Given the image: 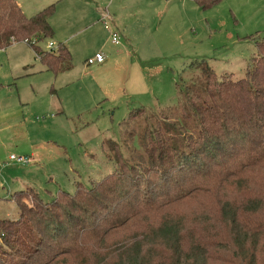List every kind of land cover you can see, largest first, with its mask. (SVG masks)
<instances>
[{
	"label": "trees",
	"instance_id": "trees-1",
	"mask_svg": "<svg viewBox=\"0 0 264 264\" xmlns=\"http://www.w3.org/2000/svg\"><path fill=\"white\" fill-rule=\"evenodd\" d=\"M191 1L205 10L221 0ZM53 11L25 17L0 0V50L23 43L52 76L69 70L65 45L38 46L53 36ZM255 47L241 79L189 63L202 83L178 90L179 118L147 122L139 151L117 155L90 186L75 182L48 201L12 192L17 217L0 219V264H264V39ZM188 203L195 210L178 215Z\"/></svg>",
	"mask_w": 264,
	"mask_h": 264
},
{
	"label": "rangeland",
	"instance_id": "rangeland-1",
	"mask_svg": "<svg viewBox=\"0 0 264 264\" xmlns=\"http://www.w3.org/2000/svg\"><path fill=\"white\" fill-rule=\"evenodd\" d=\"M17 1L27 17L53 6L49 24L66 37L72 66L52 77L23 43L0 50V114L19 111L0 126V219L17 217L15 204L5 201L12 192L28 187L48 201L58 190L72 193L75 182L88 187L111 173L117 155L139 151L147 122L179 118V89H200L189 63L206 61L216 76L241 79L257 55L255 41L264 39V0H221L205 10L191 0ZM73 7L85 8L94 25L84 29L87 19L74 16ZM76 19L77 37L67 43L65 25ZM49 43L56 52L53 36L39 49ZM95 55L104 64L86 66ZM9 155L31 164L16 165ZM193 205L177 214L189 216Z\"/></svg>",
	"mask_w": 264,
	"mask_h": 264
},
{
	"label": "crops",
	"instance_id": "crops-1",
	"mask_svg": "<svg viewBox=\"0 0 264 264\" xmlns=\"http://www.w3.org/2000/svg\"><path fill=\"white\" fill-rule=\"evenodd\" d=\"M15 2L17 3V5H18V7L20 8V10H21V12L25 15V17H27L26 16V14L24 13V11L22 10V7H21V5H20V3L17 1V0H15ZM72 10H73V13H74V16L76 15H79V16H81L83 19H87V21L85 22V27H84V29H86V28H89V27H91V26H93L92 24H89L88 23V19H90V16H86V10H85V8H78V7H73L72 8ZM32 15H30V16H28V17H31ZM67 22V21H66ZM53 24V26H58V25H54V23H52ZM78 24H80V23H78L77 22V19L76 20H74L72 23H68L67 25H65V33H68L69 32V34L67 35L70 39H67V43L71 40V39H74V38H76L77 37V25ZM53 29H54V27H52ZM74 28V31H73V33H71L70 32V30L71 29H73ZM57 29H59V28H57L56 27V31H55V29H54V33H53V38H54V40H55V42L56 43H60V44H63V45H65V43H66V37H64V36H62V32H58V30ZM65 47H66V45H65ZM68 50V49H67ZM68 52H70V51H68ZM70 54V53H69ZM33 58H34V60L35 61H38L37 59H36V57L33 55ZM104 61H105V59H103V61H102V63H100V64H92L91 66H93L94 68H98V67H100V66H102L103 64H104ZM39 63V62H38ZM86 65V64H85ZM43 66V65H42ZM72 66V65H71ZM86 66H89V65H86ZM44 68V67H43ZM44 71H45V73H48V74H50L49 72H47L46 70H45V68H44ZM63 73V72H62ZM61 74V73H60ZM51 75V74H50ZM52 76V75H51ZM52 77H55V76H52ZM17 113H19V111L18 110H13V111H9V112H7V113H2V114H0V126L1 125H3L6 121H7V119H10L11 117H14V116H16L17 115ZM0 133H1V130H0ZM31 164V163H30ZM29 164V165H30ZM29 165H27V166H29ZM9 197V196H8ZM5 201H8L7 199L5 200Z\"/></svg>",
	"mask_w": 264,
	"mask_h": 264
},
{
	"label": "built area",
	"instance_id": "built-area-1",
	"mask_svg": "<svg viewBox=\"0 0 264 264\" xmlns=\"http://www.w3.org/2000/svg\"><path fill=\"white\" fill-rule=\"evenodd\" d=\"M110 43L112 45H117L118 44V37L116 35L112 34ZM53 47L54 46L49 43L47 45V50H52ZM102 61H103V57L101 55H95L94 58L87 60L85 62V64L86 65L100 64V63H102ZM7 161L15 163L16 165H21V166H27L31 163L30 157H26V156L9 155L7 158Z\"/></svg>",
	"mask_w": 264,
	"mask_h": 264
}]
</instances>
